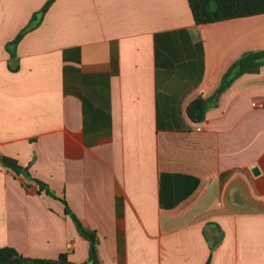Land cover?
<instances>
[{
    "label": "crops",
    "instance_id": "crops-1",
    "mask_svg": "<svg viewBox=\"0 0 264 264\" xmlns=\"http://www.w3.org/2000/svg\"><path fill=\"white\" fill-rule=\"evenodd\" d=\"M47 1L0 0V247L86 261L65 198L106 264H264V66L204 121L187 113L264 49V14L197 24L188 0H55L13 71L7 45Z\"/></svg>",
    "mask_w": 264,
    "mask_h": 264
},
{
    "label": "trees",
    "instance_id": "trees-1",
    "mask_svg": "<svg viewBox=\"0 0 264 264\" xmlns=\"http://www.w3.org/2000/svg\"><path fill=\"white\" fill-rule=\"evenodd\" d=\"M55 0H48L45 5L37 12H34L28 25L12 40L7 48L11 55V69H18L17 44L23 36L38 26L43 19L44 14ZM194 20L197 24L214 23L229 19L251 17L264 14V0H188ZM264 66V49L253 50L244 53L236 60L230 68L224 73L222 80L213 94L205 96L199 94L187 106L189 118L200 123L205 120L206 113L212 107H216L219 103L221 95L231 86V84L246 73H258ZM2 163L17 174H30L28 167L21 166L14 158L3 156ZM40 188L48 194L54 195L49 185L36 179ZM65 210L67 214H71L77 223L79 231L89 241V256L84 262H73L69 259L68 254L61 253L56 258H31L24 256L13 247H0V264H106L102 262L98 254L99 238L94 230L85 227L71 212V209L63 198ZM221 239L211 241V250H213ZM206 264H210V259Z\"/></svg>",
    "mask_w": 264,
    "mask_h": 264
},
{
    "label": "water",
    "instance_id": "water-1",
    "mask_svg": "<svg viewBox=\"0 0 264 264\" xmlns=\"http://www.w3.org/2000/svg\"><path fill=\"white\" fill-rule=\"evenodd\" d=\"M252 171H253L254 174H259L260 173V169H259L258 166L254 167Z\"/></svg>",
    "mask_w": 264,
    "mask_h": 264
}]
</instances>
